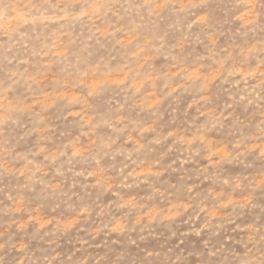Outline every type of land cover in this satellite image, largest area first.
<instances>
[{
	"label": "rangeland",
	"instance_id": "obj_1",
	"mask_svg": "<svg viewBox=\"0 0 264 264\" xmlns=\"http://www.w3.org/2000/svg\"><path fill=\"white\" fill-rule=\"evenodd\" d=\"M0 264H264V0H0Z\"/></svg>",
	"mask_w": 264,
	"mask_h": 264
}]
</instances>
